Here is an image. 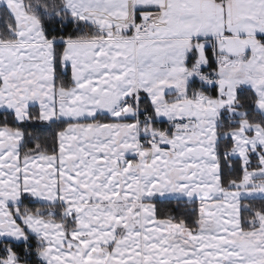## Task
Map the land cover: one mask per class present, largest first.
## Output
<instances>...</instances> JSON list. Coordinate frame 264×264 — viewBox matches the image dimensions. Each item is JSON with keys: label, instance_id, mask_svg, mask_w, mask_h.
<instances>
[{"label": "snow or ice", "instance_id": "6c2138e0", "mask_svg": "<svg viewBox=\"0 0 264 264\" xmlns=\"http://www.w3.org/2000/svg\"><path fill=\"white\" fill-rule=\"evenodd\" d=\"M242 194L264 201V0H0V264H264ZM160 198L198 199L195 231Z\"/></svg>", "mask_w": 264, "mask_h": 264}, {"label": "trees", "instance_id": "16d2710c", "mask_svg": "<svg viewBox=\"0 0 264 264\" xmlns=\"http://www.w3.org/2000/svg\"><path fill=\"white\" fill-rule=\"evenodd\" d=\"M55 126H48L45 123H40L35 127H29L28 131L30 133H34L41 137H51L54 132L56 131ZM237 176H242V172H235L231 174V178H236ZM247 202V206L252 207L253 209L260 210L264 209V201L260 199H244ZM156 207L158 210L157 217L159 218H167V217H178L185 220L186 225L188 227H195L194 221L198 219V207L197 201L196 203H191L187 201H175V200H168V199H159L156 200ZM39 207V205H37ZM177 208L179 211H177ZM242 215L245 218L250 216V213L242 209Z\"/></svg>", "mask_w": 264, "mask_h": 264}, {"label": "crops", "instance_id": "0c3cea01", "mask_svg": "<svg viewBox=\"0 0 264 264\" xmlns=\"http://www.w3.org/2000/svg\"><path fill=\"white\" fill-rule=\"evenodd\" d=\"M165 126H167V125H165ZM244 199H249V198H243V196H242V198H241V204L242 205H246L247 206V202H246V200H244ZM205 203H208L209 204V206L211 207V205L213 204V203H215V201H205ZM197 207H198V218H199V216H200V211H199V209H200V201L197 199ZM243 209V208H242ZM158 219H163V218H159V217H157ZM189 228H191V227H189ZM193 229V231H195V227H193L192 228Z\"/></svg>", "mask_w": 264, "mask_h": 264}, {"label": "rangeland", "instance_id": "374dc122", "mask_svg": "<svg viewBox=\"0 0 264 264\" xmlns=\"http://www.w3.org/2000/svg\"><path fill=\"white\" fill-rule=\"evenodd\" d=\"M253 163H255V161H253ZM232 191H235V190L233 189ZM242 196H243V194H242ZM160 199H164V198H160ZM158 200H159V199H158ZM154 202H156V200H155Z\"/></svg>", "mask_w": 264, "mask_h": 264}]
</instances>
